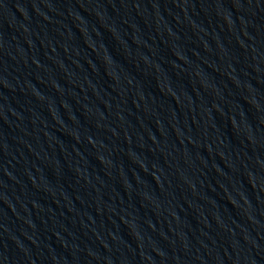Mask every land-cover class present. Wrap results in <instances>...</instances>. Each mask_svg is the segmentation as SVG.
Here are the masks:
<instances>
[{"label":"water","instance_id":"water-1","mask_svg":"<svg viewBox=\"0 0 264 264\" xmlns=\"http://www.w3.org/2000/svg\"><path fill=\"white\" fill-rule=\"evenodd\" d=\"M0 264H264V0H0Z\"/></svg>","mask_w":264,"mask_h":264}]
</instances>
